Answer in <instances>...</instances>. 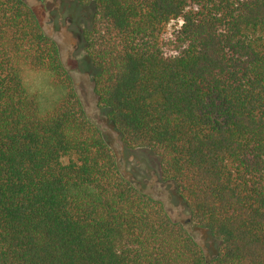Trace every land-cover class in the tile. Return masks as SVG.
<instances>
[{"label":"trees","instance_id":"1","mask_svg":"<svg viewBox=\"0 0 264 264\" xmlns=\"http://www.w3.org/2000/svg\"><path fill=\"white\" fill-rule=\"evenodd\" d=\"M77 2L100 106L217 252L121 171L27 0H0V264H264V0Z\"/></svg>","mask_w":264,"mask_h":264},{"label":"rangeland","instance_id":"2","mask_svg":"<svg viewBox=\"0 0 264 264\" xmlns=\"http://www.w3.org/2000/svg\"><path fill=\"white\" fill-rule=\"evenodd\" d=\"M43 24L45 32L59 45L61 58L71 72L88 114L106 134L114 150L121 171L138 186L160 199L173 219L185 222L206 255L213 258L218 241L207 231L192 224L191 215L178 196L175 185L160 174V161L152 151L145 148L127 147L121 134L100 106L95 91L96 70L89 58L84 30L90 18V9L77 0H27ZM34 83L44 87L50 97L56 96L54 88L47 84L46 76L34 75Z\"/></svg>","mask_w":264,"mask_h":264}]
</instances>
